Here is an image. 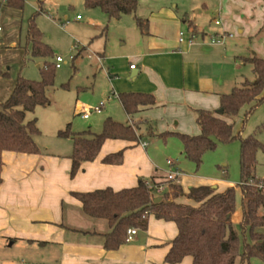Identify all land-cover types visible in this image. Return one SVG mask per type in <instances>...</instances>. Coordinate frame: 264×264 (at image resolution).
Returning <instances> with one entry per match:
<instances>
[{
    "label": "crops",
    "instance_id": "crops-1",
    "mask_svg": "<svg viewBox=\"0 0 264 264\" xmlns=\"http://www.w3.org/2000/svg\"><path fill=\"white\" fill-rule=\"evenodd\" d=\"M150 1L152 8L142 12L145 17L137 11L139 17L148 20V33H141L137 23H132L139 32L134 36L136 49L109 67L113 85L109 98L114 96L119 101V93L145 92L155 96L156 105L144 107L134 115H128L123 109L126 114L123 119L109 111L108 117L138 124L141 134L151 126L154 135L164 141L159 134L166 131L200 134L196 110L219 114L222 95L231 93L242 81V59L256 53L251 52L253 48L264 56V34H258L264 27V0H216V16L212 21L219 29H209L210 32L206 31L201 15L196 14L194 0L183 9ZM200 7L210 9L206 0ZM15 44L17 41L11 44L13 48ZM43 62L40 58L39 70ZM132 64L136 65L135 69H131ZM15 83L16 80L9 83L8 93L1 94L0 102L10 96ZM86 107L77 102L75 113ZM244 108L246 112L248 107ZM228 120L235 127L237 120ZM54 123L46 130L40 127L39 153L3 152L0 264H170L165 258L178 234L175 222L152 214L146 229H138L133 239L118 249L108 250L104 235L110 231L109 222L88 215L73 193L107 187L130 188L137 185L139 178L156 177L162 181L173 170L183 173L177 181L185 191L201 185L218 191L233 186L218 180L206 181L195 174L185 175L177 156L188 158L181 140L180 144L174 141L176 136L169 137L175 146L170 151L175 154L166 161L159 159L160 146L151 148L145 136L139 143L107 139L96 159L84 162L71 177L74 141L59 136L63 128L59 122ZM120 150H124L120 164L103 162L104 157ZM168 160L173 164L169 165ZM241 219L240 207L233 215V222L239 224ZM177 264H193V259L186 256Z\"/></svg>",
    "mask_w": 264,
    "mask_h": 264
},
{
    "label": "trees",
    "instance_id": "trees-1",
    "mask_svg": "<svg viewBox=\"0 0 264 264\" xmlns=\"http://www.w3.org/2000/svg\"><path fill=\"white\" fill-rule=\"evenodd\" d=\"M89 8L101 9L109 19H119L132 14L139 30L148 33V20L137 15L138 0H84ZM44 1L39 0L42 12ZM13 6L22 8L23 0H14ZM258 34H264V27ZM25 60L27 57L41 58V77L33 80L21 72L16 78L10 96L0 102V186L3 182L2 155L5 151L37 154L40 147L37 136L40 128L37 119L27 121V113L34 112L38 106L51 103L48 90L55 83L56 62L53 60V48L48 44L43 32L31 18L27 26ZM253 67L254 80H246L241 87L221 97L222 114L209 110H196L197 123L201 133L191 135L180 132H162L164 139L178 137L183 144L186 157L200 167L204 154L214 150L219 144L240 140V183L229 186L223 191L209 185L192 186L185 191L179 181L149 180L139 178L134 187L114 190L111 187L89 192H74L84 211L94 217L106 219L110 231L104 235V246L116 250L127 243L128 230L146 229L150 215L159 219L173 221L178 234L172 241L165 262L180 263L184 257L191 256L193 264H251L252 258L264 262V180L257 178L256 154L263 146L256 135L243 137L234 132V122L240 111L248 107L244 115V125L248 117L264 102V58L254 53L244 59ZM0 70V78L7 76ZM118 99L128 115H134L144 107L156 105L151 93L122 92ZM138 124H126L107 117L101 132L86 130L74 132L70 125L61 130L59 136L71 138L74 148L71 155L70 175L74 177L84 162L93 161L98 156L107 139H122L139 143L144 136L154 135L148 126L146 133L139 132ZM124 150L111 153L103 158L104 163L120 164ZM165 185L162 193L157 187ZM237 188L241 190L242 219L239 228L233 222L237 207ZM161 197L158 202L155 198ZM247 235L249 240H247Z\"/></svg>",
    "mask_w": 264,
    "mask_h": 264
},
{
    "label": "rangeland",
    "instance_id": "rangeland-1",
    "mask_svg": "<svg viewBox=\"0 0 264 264\" xmlns=\"http://www.w3.org/2000/svg\"><path fill=\"white\" fill-rule=\"evenodd\" d=\"M23 1L24 6L20 8L12 5L14 0H0V70L8 72L7 76L0 78V96L2 93H8L9 83H13L20 72L33 80L41 77L38 68L40 59L29 56L25 60L27 26L30 19L34 18V22L43 32L45 41L53 48V60L57 56H62L65 62L56 69L55 83L48 90L51 103L47 106H38L34 112H28L27 121L36 118L38 127L44 130L53 126L54 122H59L63 130L70 125L74 132L90 129L98 133L103 130V122L109 116V111L119 118H125L126 114L120 102L114 96L109 98L110 93H113L109 67H112L119 57L128 56L136 49L134 36L139 35V32L132 24H136L134 15L131 14L121 20L109 19L101 9L87 7L84 0H43L44 9L38 12L39 0ZM154 1L167 4L172 9L175 7L183 9L191 2L190 0ZM202 1L204 0H194L193 7L198 10L196 14L201 15L206 31L219 29L212 21L216 16L217 1L206 0L210 6L208 11L200 7ZM138 2V14L145 17L143 14L152 8L153 3L150 0H138ZM188 8L190 9L189 6ZM78 15L80 20L77 19ZM15 41L17 44L13 48L11 44ZM251 52L264 57L256 48L251 49ZM17 53L19 56H16ZM244 61L240 69L242 81L238 87H241L242 82L247 79L254 80L252 65ZM77 102L88 107L100 106L103 102L104 107L100 113H93L89 119H84L81 113H75ZM244 114L245 108L236 118L234 131L240 132L243 137L256 135L262 143L263 146L256 154L255 174L257 178L264 180V102L248 117L245 125L242 120ZM115 116L113 119L124 123ZM174 139L180 144L179 138ZM145 140L151 144V148L160 146L158 150L160 160L166 161L175 154L170 151V148L175 146L169 138L166 142L155 135L146 134ZM177 158L185 175L195 174L206 181L218 180L233 185L240 181L239 139L219 144L214 150L207 151L199 168L191 160L180 155ZM181 174L183 175L182 172ZM241 196V190L238 188L236 210L241 207ZM260 230L264 232V228ZM249 239L247 235V240ZM251 264H264V262L259 258H252Z\"/></svg>",
    "mask_w": 264,
    "mask_h": 264
},
{
    "label": "built area",
    "instance_id": "built-area-1",
    "mask_svg": "<svg viewBox=\"0 0 264 264\" xmlns=\"http://www.w3.org/2000/svg\"><path fill=\"white\" fill-rule=\"evenodd\" d=\"M78 19L80 18V16L77 17ZM220 21H216V24H219ZM183 33H181V40L183 39ZM65 62L64 58L62 56H57L56 57V67L59 68L63 63ZM136 65L135 64H132L131 65V69H135ZM103 103H101L100 106H95V107H86L85 109H81L79 113L82 114V117L87 119L89 118V116L92 114V113H100L102 111V107H103ZM143 145H146V143H142ZM167 163L169 165H172L173 162L171 160H168ZM181 174L180 171L178 170H173V171H170L166 177V180H173V181H176L177 180V177ZM165 185H160L157 187V192L159 193H162L164 190H165ZM137 228H131L128 230V236H127V241H131L134 237V235H136L137 233Z\"/></svg>",
    "mask_w": 264,
    "mask_h": 264
},
{
    "label": "water",
    "instance_id": "water-1",
    "mask_svg": "<svg viewBox=\"0 0 264 264\" xmlns=\"http://www.w3.org/2000/svg\"><path fill=\"white\" fill-rule=\"evenodd\" d=\"M134 75V74H133ZM219 114H222L223 113V109H219L218 111H217ZM162 198L161 197H157V198H155V201L156 202H158V201H160Z\"/></svg>",
    "mask_w": 264,
    "mask_h": 264
}]
</instances>
